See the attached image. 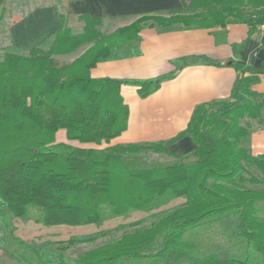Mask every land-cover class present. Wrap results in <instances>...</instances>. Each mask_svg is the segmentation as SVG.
Segmentation results:
<instances>
[{
    "label": "trees",
    "instance_id": "trees-1",
    "mask_svg": "<svg viewBox=\"0 0 264 264\" xmlns=\"http://www.w3.org/2000/svg\"><path fill=\"white\" fill-rule=\"evenodd\" d=\"M182 3L183 8L170 10L167 16L144 13L108 35L101 32L102 19L89 14L78 17L84 31L75 35L60 15L62 25L49 48L0 56V249L6 243L1 236L6 213L21 219L37 209L46 226H87L101 224L107 217L150 213L181 199L184 203L155 215L149 226L143 225L144 220L135 222L119 239L76 259L67 252L93 241L95 235L61 241L55 250L12 238L31 251L38 264H138L169 259L264 264V188H257L264 185V156L252 154L250 127L240 123L243 118L264 121V94L252 91L264 76V61L260 66L238 65L242 76L231 98L197 106L187 129L172 140L96 148L110 145L128 129L130 108L121 95L124 85L136 87L145 99L188 65L180 63L171 74L150 80L92 77L98 63L140 56L143 30L225 29L243 23L254 34L264 25V0ZM88 45L69 65L59 66L54 58ZM190 62L213 64L206 58ZM61 130L78 146L57 142ZM185 137L194 149L177 162L151 167L131 162L147 151L174 156L166 147ZM232 216L240 222L245 258L221 261L215 253L197 257L185 235L207 221Z\"/></svg>",
    "mask_w": 264,
    "mask_h": 264
},
{
    "label": "crops",
    "instance_id": "crops-1",
    "mask_svg": "<svg viewBox=\"0 0 264 264\" xmlns=\"http://www.w3.org/2000/svg\"><path fill=\"white\" fill-rule=\"evenodd\" d=\"M61 7L68 16L70 29L71 18L78 20L80 15L89 14L102 19V29L115 26L114 32L144 13L164 15L183 8V3L182 0H62L61 5L55 0H0L2 55L9 51L25 55L33 48H49L62 25ZM117 21L121 25H114ZM79 22L81 30L77 34L84 31V24ZM140 36V56L98 63L91 71L92 77L150 80L171 74L180 63L188 65L145 99L139 97L134 86L121 88V95L130 108L128 129L109 146L172 140L187 129L197 106L231 98L234 84L242 76L238 65L260 66L264 61V41L259 28L251 34L250 27L243 23L210 30L145 29ZM82 54L75 52L54 58L72 57L69 59L72 63ZM195 58H206L213 64L194 65L190 61ZM252 91L264 94V76L252 86ZM246 119L254 123L250 125V150L256 157L264 156V121ZM193 149L194 143L185 137L166 147L174 156L157 155L163 161L175 160Z\"/></svg>",
    "mask_w": 264,
    "mask_h": 264
},
{
    "label": "rangeland",
    "instance_id": "rangeland-1",
    "mask_svg": "<svg viewBox=\"0 0 264 264\" xmlns=\"http://www.w3.org/2000/svg\"><path fill=\"white\" fill-rule=\"evenodd\" d=\"M55 3L62 5V0H55ZM59 12L64 14L63 16L67 22L68 16L62 7L60 8ZM163 16H167V14H164ZM119 22H115L114 25H121ZM70 26L73 34H77L81 30L80 22L77 20V17L71 18ZM102 27L103 26H101L100 29H102ZM114 28L115 26L113 25L107 26L105 29H102V34H109ZM3 45L0 44V56H2V50H4L2 47ZM88 46L82 47L79 52H77V55L86 51ZM25 55H27V53ZM1 58L2 57H0V59ZM70 58L72 57L57 58L56 61L59 66H66L71 64L69 60ZM262 118H264L263 112ZM240 123L245 127H250L253 122L243 118ZM61 131L63 132H58L59 136H57V142L64 141V143H71L78 146L77 142H70L67 139L66 132L64 130ZM64 134L66 138L64 137ZM108 146V144H103L102 146L98 147L94 145H85L84 147L105 149ZM131 162H133L134 164H132L136 166L151 167L164 165L170 162H177V160L172 159L163 161L161 156L147 151L145 153H141V155H137L136 159L131 160ZM257 188L263 189L264 185H258ZM182 203H184V200L174 199L167 206H162L161 208L150 213L138 211L124 217H107L106 220L101 224L87 226H46L43 222H41L43 218L42 212L37 209H32L26 218L21 219H12L10 215L6 213L7 222L4 223V234L2 233L1 235L6 237V243L4 247L0 249V264H38L31 251H29L26 247L20 246L13 240L12 237L21 239L25 245L37 247L49 246L51 249L55 250L57 244L61 241H67L72 237L81 238L95 235L96 238L93 241L77 244L67 252L69 258L76 259L89 250L102 246L113 239H119L125 233H128L132 230L131 224L144 220L143 225L149 226L156 216L165 211L172 210ZM239 232L240 222L238 217H224L218 221H207L202 226L189 231L185 235L184 240L194 245L196 250L195 255L197 257H206L212 253H215L218 259L221 261H228L231 259L243 260L246 256L247 245L244 239L239 236ZM26 258L29 259V262L26 261ZM157 262L151 263L147 261L138 264H193L188 260L174 261L172 259L164 262Z\"/></svg>",
    "mask_w": 264,
    "mask_h": 264
},
{
    "label": "built area",
    "instance_id": "built-area-1",
    "mask_svg": "<svg viewBox=\"0 0 264 264\" xmlns=\"http://www.w3.org/2000/svg\"><path fill=\"white\" fill-rule=\"evenodd\" d=\"M259 31H260L261 35L264 37V25L259 27Z\"/></svg>",
    "mask_w": 264,
    "mask_h": 264
}]
</instances>
